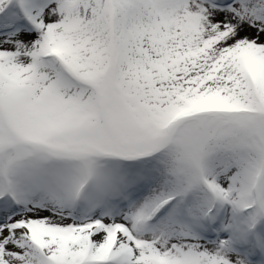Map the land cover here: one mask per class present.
<instances>
[{
  "label": "snow or ice",
  "instance_id": "1",
  "mask_svg": "<svg viewBox=\"0 0 264 264\" xmlns=\"http://www.w3.org/2000/svg\"><path fill=\"white\" fill-rule=\"evenodd\" d=\"M0 264H264V0H0Z\"/></svg>",
  "mask_w": 264,
  "mask_h": 264
}]
</instances>
